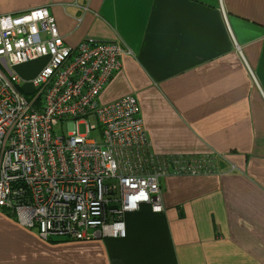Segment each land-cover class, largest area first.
<instances>
[{"label": "crops", "instance_id": "crops-1", "mask_svg": "<svg viewBox=\"0 0 264 264\" xmlns=\"http://www.w3.org/2000/svg\"><path fill=\"white\" fill-rule=\"evenodd\" d=\"M37 7L71 46L118 42L101 102L135 95L157 154L213 153L218 171L164 177V210L126 213L125 237L46 240L0 211V264H264V0H0V16Z\"/></svg>", "mask_w": 264, "mask_h": 264}, {"label": "built area", "instance_id": "built-area-1", "mask_svg": "<svg viewBox=\"0 0 264 264\" xmlns=\"http://www.w3.org/2000/svg\"><path fill=\"white\" fill-rule=\"evenodd\" d=\"M124 54L69 45L47 7L0 16V211L43 239L125 237L126 213L164 210V177L218 171L213 153L157 154L135 95L101 102ZM39 59L33 77L17 72Z\"/></svg>", "mask_w": 264, "mask_h": 264}, {"label": "rangeland", "instance_id": "rangeland-1", "mask_svg": "<svg viewBox=\"0 0 264 264\" xmlns=\"http://www.w3.org/2000/svg\"><path fill=\"white\" fill-rule=\"evenodd\" d=\"M31 65H32V64H24V65H20V66H18V67L16 68V69H17V72H19L20 75H21L22 77H24L25 79H28V78H30V77L28 76V73L31 71ZM69 127H70V126H69L68 123H66V124L64 125L65 132L68 130ZM80 129H81V131H84V127H83V125L80 127ZM58 132L61 133L60 130H59ZM96 134H97V133H96ZM96 134H95V132H94V133H91V136H95ZM12 217H13V216H12Z\"/></svg>", "mask_w": 264, "mask_h": 264}, {"label": "trees", "instance_id": "trees-1", "mask_svg": "<svg viewBox=\"0 0 264 264\" xmlns=\"http://www.w3.org/2000/svg\"><path fill=\"white\" fill-rule=\"evenodd\" d=\"M23 90V89H22ZM24 91V90H23Z\"/></svg>", "mask_w": 264, "mask_h": 264}]
</instances>
